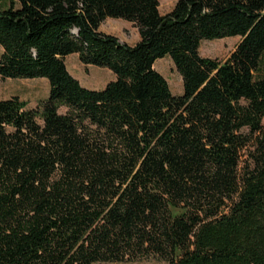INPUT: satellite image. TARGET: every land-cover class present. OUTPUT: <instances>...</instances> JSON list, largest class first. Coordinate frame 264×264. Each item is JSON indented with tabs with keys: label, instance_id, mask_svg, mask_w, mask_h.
I'll use <instances>...</instances> for the list:
<instances>
[{
	"label": "trees",
	"instance_id": "obj_1",
	"mask_svg": "<svg viewBox=\"0 0 264 264\" xmlns=\"http://www.w3.org/2000/svg\"><path fill=\"white\" fill-rule=\"evenodd\" d=\"M229 37L230 58L198 54ZM0 50V80L48 86L0 99V264H264V0H8ZM71 54L113 79L83 88Z\"/></svg>",
	"mask_w": 264,
	"mask_h": 264
},
{
	"label": "rangeland",
	"instance_id": "obj_2",
	"mask_svg": "<svg viewBox=\"0 0 264 264\" xmlns=\"http://www.w3.org/2000/svg\"><path fill=\"white\" fill-rule=\"evenodd\" d=\"M158 12L163 15L167 13L176 0H157ZM8 5V0H0V9ZM98 31L116 37L119 41L133 45L138 41L136 29L132 24L119 19H105L99 26ZM239 42L238 37L222 38L218 40L201 41L198 46V54L201 57L224 61L232 55ZM1 51V50H0ZM264 62H260L254 75L264 73ZM64 65L67 72L78 81V83L89 90H100L103 86L113 79V75L105 68L95 66H84L77 60L75 54L68 55L64 58ZM152 69L156 71L166 82L172 95L181 93L180 77L175 71L171 61L167 57L156 60ZM47 81L44 78L31 80H0V99L17 97L18 100L27 103V107L33 109L38 101L47 96ZM64 109H58L62 113ZM264 125V118L261 120ZM244 159H241V161ZM99 264H166L156 259H141L123 263H99Z\"/></svg>",
	"mask_w": 264,
	"mask_h": 264
},
{
	"label": "crops",
	"instance_id": "obj_3",
	"mask_svg": "<svg viewBox=\"0 0 264 264\" xmlns=\"http://www.w3.org/2000/svg\"><path fill=\"white\" fill-rule=\"evenodd\" d=\"M107 20H109V19H107ZM100 26V25H99ZM99 28V27H98ZM118 40V39H117ZM119 41V40H118ZM120 43H124V44H126V45H128V46H132V45H129V44H127V43H125V42H122V41H119ZM135 44V43H134ZM133 44V45H134Z\"/></svg>",
	"mask_w": 264,
	"mask_h": 264
}]
</instances>
